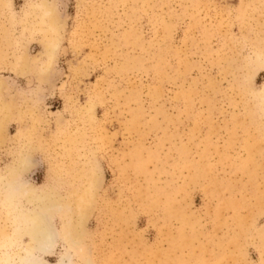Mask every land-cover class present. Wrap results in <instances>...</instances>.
Listing matches in <instances>:
<instances>
[{
    "label": "rangeland",
    "instance_id": "rangeland-1",
    "mask_svg": "<svg viewBox=\"0 0 264 264\" xmlns=\"http://www.w3.org/2000/svg\"><path fill=\"white\" fill-rule=\"evenodd\" d=\"M48 189V262L264 264V0H0V264Z\"/></svg>",
    "mask_w": 264,
    "mask_h": 264
},
{
    "label": "bare ground",
    "instance_id": "bare-ground-1",
    "mask_svg": "<svg viewBox=\"0 0 264 264\" xmlns=\"http://www.w3.org/2000/svg\"><path fill=\"white\" fill-rule=\"evenodd\" d=\"M9 184L14 189L16 197H21L25 194L26 191H21V185L16 182H10ZM52 196V190H45L44 195L40 196L39 200L38 198L36 199L38 201V207L22 213L21 218L26 222L25 229L30 235L31 241L23 249L24 253L21 256L19 264H74L69 254L61 257L55 263L48 262L42 257V255L52 252L57 239L60 237V233L52 225L53 207L49 205L50 203L52 204ZM27 197L32 199L30 195H27Z\"/></svg>",
    "mask_w": 264,
    "mask_h": 264
}]
</instances>
